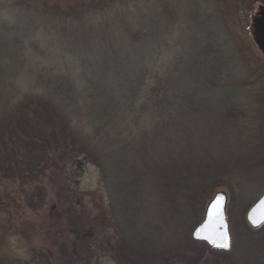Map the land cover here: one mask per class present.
<instances>
[{
  "label": "trees",
  "instance_id": "16d2710c",
  "mask_svg": "<svg viewBox=\"0 0 264 264\" xmlns=\"http://www.w3.org/2000/svg\"><path fill=\"white\" fill-rule=\"evenodd\" d=\"M194 1L0 0V213L64 207L27 260L0 222V264H264L246 217L264 191V60L223 0ZM88 164L112 229L76 190ZM220 190L230 251L192 238Z\"/></svg>",
  "mask_w": 264,
  "mask_h": 264
},
{
  "label": "rangeland",
  "instance_id": "374dc122",
  "mask_svg": "<svg viewBox=\"0 0 264 264\" xmlns=\"http://www.w3.org/2000/svg\"><path fill=\"white\" fill-rule=\"evenodd\" d=\"M184 1L186 5H190L195 9L196 3L194 0ZM223 1L226 4V9L229 11L228 13L232 14V17H229V19L232 21L238 34L241 35H239V37H242V42L250 53L253 52L256 57L264 60V53L260 50L255 40L253 26L254 17L256 16L259 6L264 5V0ZM19 78L21 79L19 81V86L23 90L27 91L31 88V86H29L31 77L26 76V74L22 72ZM237 93L239 94V91ZM75 187L82 197L85 196V207H88L89 211H92L94 215L98 216L96 227L97 225L98 228L100 225H105L107 228L106 230L112 229V219L106 218V221H103L102 218L109 214V211L105 207L106 198L101 188L99 169L94 164L86 165L82 172L79 173L78 182ZM12 190H14L13 186H11L10 191ZM6 193L8 194L9 192H6L4 186L0 184V196L6 197ZM48 199V203L39 214L27 209H21L22 203L20 204V202L13 203L12 200L7 201V207L10 209V213H0V222L4 223L6 227L5 252L11 258L27 260L31 256L33 249L41 247L45 244L44 241H47V237L44 235L45 232L41 230V226L45 227L48 216L56 217L64 209V207H61V210L55 205V199L52 195L49 196ZM77 199L78 196H76V200ZM0 233L3 234L1 230ZM90 262L92 264H115L113 259L109 256L100 255H98L97 258L94 257V259H90Z\"/></svg>",
  "mask_w": 264,
  "mask_h": 264
},
{
  "label": "water",
  "instance_id": "95a60500",
  "mask_svg": "<svg viewBox=\"0 0 264 264\" xmlns=\"http://www.w3.org/2000/svg\"><path fill=\"white\" fill-rule=\"evenodd\" d=\"M253 26L256 43L260 50L264 53V5L259 6L256 16L254 17ZM262 201H264V191L247 213V221L254 228H258L264 225V210L260 209V204ZM217 202L218 215L216 219V235H214L212 239H204V236L207 235V233H200L199 230L208 218L209 208L212 204ZM227 206L228 194L222 190L218 191L209 201L206 207L203 221L194 228L192 232V238L195 241L205 242L217 250L230 251L233 244V238L227 215ZM254 210L256 211L254 212ZM253 220H255L256 223H253ZM221 243H227L228 247L224 248L216 246L217 244Z\"/></svg>",
  "mask_w": 264,
  "mask_h": 264
},
{
  "label": "snow or ice",
  "instance_id": "6c2138e0",
  "mask_svg": "<svg viewBox=\"0 0 264 264\" xmlns=\"http://www.w3.org/2000/svg\"><path fill=\"white\" fill-rule=\"evenodd\" d=\"M217 207H218V202L211 205L208 211V218L199 230L200 233H207V235L204 236V239H212L213 236L216 235V219L218 215ZM260 209L264 210V201L261 202ZM255 211L256 210H254V212ZM253 223H256V221L253 220ZM216 246L227 248L228 244L221 243V244H217Z\"/></svg>",
  "mask_w": 264,
  "mask_h": 264
}]
</instances>
